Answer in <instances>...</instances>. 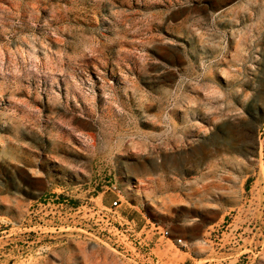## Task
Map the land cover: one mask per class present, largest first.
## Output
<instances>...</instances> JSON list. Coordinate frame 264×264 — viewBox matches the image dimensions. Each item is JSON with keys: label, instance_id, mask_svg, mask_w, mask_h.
I'll list each match as a JSON object with an SVG mask.
<instances>
[{"label": "rangeland", "instance_id": "obj_1", "mask_svg": "<svg viewBox=\"0 0 264 264\" xmlns=\"http://www.w3.org/2000/svg\"><path fill=\"white\" fill-rule=\"evenodd\" d=\"M122 173L167 264H264V0H0V264H141L65 230Z\"/></svg>", "mask_w": 264, "mask_h": 264}, {"label": "built area", "instance_id": "obj_2", "mask_svg": "<svg viewBox=\"0 0 264 264\" xmlns=\"http://www.w3.org/2000/svg\"><path fill=\"white\" fill-rule=\"evenodd\" d=\"M122 176L123 173L119 177L115 174L107 180L99 179V183L91 191L90 194L97 193L96 198L106 193L114 196V200L104 204L102 208H97L93 204L95 195H92L90 200L86 198L87 200L79 205L66 203L64 213L69 226L65 230L76 223L92 238L109 240L113 252L122 258L141 264H167L156 249L164 247L168 241L181 250L187 246V242L182 238L173 237L167 227L154 221L147 214L134 216L141 212L140 203L134 204V201L144 199L140 183L133 176L129 178ZM97 188L102 191L99 192ZM29 216L32 219L36 213L32 211ZM21 225L24 226L23 234H26L28 239L36 234L35 227L26 222V219Z\"/></svg>", "mask_w": 264, "mask_h": 264}, {"label": "bare ground", "instance_id": "obj_3", "mask_svg": "<svg viewBox=\"0 0 264 264\" xmlns=\"http://www.w3.org/2000/svg\"><path fill=\"white\" fill-rule=\"evenodd\" d=\"M122 177H124V178H129L130 177V175L129 174H123V176Z\"/></svg>", "mask_w": 264, "mask_h": 264}]
</instances>
